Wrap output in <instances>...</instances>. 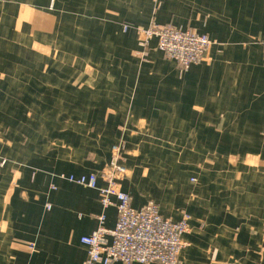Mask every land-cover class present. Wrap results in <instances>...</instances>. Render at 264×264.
<instances>
[{
	"label": "crops",
	"instance_id": "obj_1",
	"mask_svg": "<svg viewBox=\"0 0 264 264\" xmlns=\"http://www.w3.org/2000/svg\"><path fill=\"white\" fill-rule=\"evenodd\" d=\"M153 22L208 36L207 60L142 48ZM22 108L59 148L22 146ZM0 137V264L86 263L81 239L118 211L61 176L101 172L122 141L132 207L190 217L180 264H264V0H0Z\"/></svg>",
	"mask_w": 264,
	"mask_h": 264
},
{
	"label": "built area",
	"instance_id": "obj_2",
	"mask_svg": "<svg viewBox=\"0 0 264 264\" xmlns=\"http://www.w3.org/2000/svg\"><path fill=\"white\" fill-rule=\"evenodd\" d=\"M128 30L124 27L125 32ZM137 35L142 48L156 40L166 58L184 70L205 62L214 46L206 35L155 22L146 29L138 28ZM125 150L123 141L115 145L110 162L99 173L88 177L61 176L70 183L97 190L103 210L115 206L118 211L114 229L105 227V216L101 215L98 228L81 239L88 254L85 264H180V255L187 247L183 236L189 231L190 217L185 214L178 222L164 218L153 201L141 209L132 207L131 196L122 190V182L128 176L123 164ZM99 178L106 182L105 187H98ZM34 248L32 245L31 250Z\"/></svg>",
	"mask_w": 264,
	"mask_h": 264
},
{
	"label": "rangeland",
	"instance_id": "obj_3",
	"mask_svg": "<svg viewBox=\"0 0 264 264\" xmlns=\"http://www.w3.org/2000/svg\"><path fill=\"white\" fill-rule=\"evenodd\" d=\"M138 43H139V40H138ZM140 45V44H139ZM70 49L72 50L73 48H72V46H70ZM59 50H60V46H59ZM58 50V56L56 57V59H55V66L57 65V66H60L61 64H63L64 62H66L67 64H72V60H70V59H67V60H63V58H61L60 56H61V51H59ZM24 51V50H23ZM25 52V51H24ZM23 52V56H26V54ZM209 55V54H208ZM24 60H28V59H25V58H23V61ZM23 67H25L24 65H23ZM29 82H30V80H25V81H22V86H23V90L27 87V85H29ZM28 110V108H22V112L24 111V112H26ZM24 112H23V131H27V135H23L22 137H21V140H20V142H21V144H22V146H24V145H26V144H28V143H30V144H34V145H38V146H40V147H45V149H47V148H59V146H58V144H57V140H51V139H44V138H39V139H34L33 138V134H34V132H33V124H31L30 122H29V120L32 118V116H33V114L32 113H29V111H28V114L29 115H27L26 114V116H25V114H24ZM43 118V115L41 116V117H39L38 119H42ZM218 128H219V131H221V128H223V127H225V124H219V126H217ZM232 127V124H230V128ZM40 130V129H39ZM39 130H37L36 132H35V134L36 135H38L39 134ZM2 135V134H1ZM32 136V137H31ZM17 141H19V140H17ZM50 142L51 141V143H46V142ZM190 141L191 140H181V143L183 144V146L185 145V143H188L189 145H191L190 144ZM232 141H235V140H232ZM13 140H6L5 138H3V137H0V146H2V145H9V144H13ZM177 142H180V140H166V143L167 144H164L165 146H167V147H175V146H177L178 145V143ZM214 142H215V144H221L222 142H223V139H214ZM161 157H164L165 155H160ZM160 156H157V157H160ZM186 156V161H188V157H189V155H185ZM165 157H167V156H165ZM169 157V156H168ZM171 157H173V158H176L177 159V161L178 160H182V156H179V155H172ZM180 157V158H179ZM212 157V158H211ZM214 157V158H213ZM218 155H215V156H208V160H207V162H208V164H211V165H215V163H213V162H215V161H217L218 160ZM214 159V160H213ZM256 161V159L252 156V157H249V158H247V160H246V162L248 163V164H250L249 166H251L252 167V165H253V163ZM258 162V161H257ZM5 163V161H3L2 162V164H4ZM242 177L243 176H241V178H240V181H242ZM15 180L13 181V183H12V186H11V188L12 189H14L16 186H15Z\"/></svg>",
	"mask_w": 264,
	"mask_h": 264
}]
</instances>
